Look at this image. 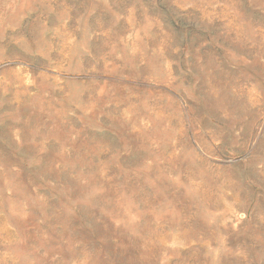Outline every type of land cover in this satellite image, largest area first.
<instances>
[{
	"label": "rangeland",
	"instance_id": "374dc122",
	"mask_svg": "<svg viewBox=\"0 0 264 264\" xmlns=\"http://www.w3.org/2000/svg\"><path fill=\"white\" fill-rule=\"evenodd\" d=\"M0 264H264V0H0Z\"/></svg>",
	"mask_w": 264,
	"mask_h": 264
}]
</instances>
